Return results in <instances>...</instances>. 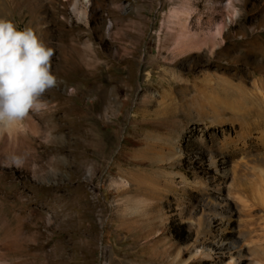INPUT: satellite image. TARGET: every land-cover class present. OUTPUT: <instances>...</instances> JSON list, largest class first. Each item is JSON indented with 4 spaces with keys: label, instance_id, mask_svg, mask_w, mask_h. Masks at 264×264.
Segmentation results:
<instances>
[{
    "label": "rangeland",
    "instance_id": "obj_1",
    "mask_svg": "<svg viewBox=\"0 0 264 264\" xmlns=\"http://www.w3.org/2000/svg\"><path fill=\"white\" fill-rule=\"evenodd\" d=\"M174 12L199 50H174ZM0 18L57 77L31 161L0 160V264H264V0H0Z\"/></svg>",
    "mask_w": 264,
    "mask_h": 264
},
{
    "label": "clouds",
    "instance_id": "obj_2",
    "mask_svg": "<svg viewBox=\"0 0 264 264\" xmlns=\"http://www.w3.org/2000/svg\"><path fill=\"white\" fill-rule=\"evenodd\" d=\"M52 56L32 28L20 29L0 18V129L44 107L40 98L57 86Z\"/></svg>",
    "mask_w": 264,
    "mask_h": 264
},
{
    "label": "bare ground",
    "instance_id": "obj_3",
    "mask_svg": "<svg viewBox=\"0 0 264 264\" xmlns=\"http://www.w3.org/2000/svg\"><path fill=\"white\" fill-rule=\"evenodd\" d=\"M231 6L232 5L230 2L229 7ZM170 17L173 23V28H169V30L172 31L173 34L174 50L177 53H186L192 50H199L201 48V44L196 41L194 34L188 28L191 14L174 12L170 14ZM211 41V39H208V42ZM25 118L27 124L23 127L22 125L20 126L21 121H19L7 129H0V142L3 141V145L0 147V160H2L4 155H6L7 149L10 148V154L12 156L21 158L26 164L31 161V158L27 155V152H25V147L27 146L28 140L26 131L32 130L34 133H39V126L38 123L30 120V117L26 116ZM10 130H13L14 132Z\"/></svg>",
    "mask_w": 264,
    "mask_h": 264
}]
</instances>
